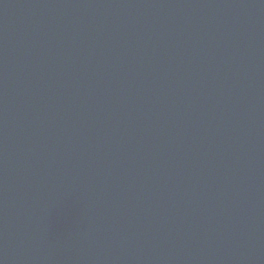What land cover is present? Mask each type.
<instances>
[{
    "label": "water",
    "instance_id": "obj_1",
    "mask_svg": "<svg viewBox=\"0 0 264 264\" xmlns=\"http://www.w3.org/2000/svg\"><path fill=\"white\" fill-rule=\"evenodd\" d=\"M238 0H0V264H245Z\"/></svg>",
    "mask_w": 264,
    "mask_h": 264
}]
</instances>
